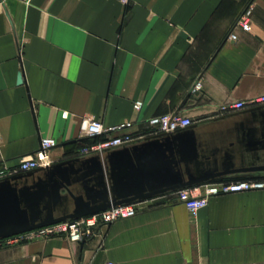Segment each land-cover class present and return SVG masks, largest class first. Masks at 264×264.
Wrapping results in <instances>:
<instances>
[{"label":"crops","instance_id":"0c3cea01","mask_svg":"<svg viewBox=\"0 0 264 264\" xmlns=\"http://www.w3.org/2000/svg\"><path fill=\"white\" fill-rule=\"evenodd\" d=\"M263 93L264 0H0V168L18 166L44 138L58 142L55 162L74 158L92 141L87 117L136 120L139 133L167 113L191 117L223 162L259 124L220 105ZM138 207L83 242L0 247V264H264V189L212 197L197 212L167 196Z\"/></svg>","mask_w":264,"mask_h":264},{"label":"water","instance_id":"95a60500","mask_svg":"<svg viewBox=\"0 0 264 264\" xmlns=\"http://www.w3.org/2000/svg\"><path fill=\"white\" fill-rule=\"evenodd\" d=\"M249 112L259 126L250 129L239 155L228 153L223 162L216 150H208L194 124L104 155L74 157L0 179V241L113 207L264 172V107Z\"/></svg>","mask_w":264,"mask_h":264},{"label":"built area","instance_id":"2783aa9c","mask_svg":"<svg viewBox=\"0 0 264 264\" xmlns=\"http://www.w3.org/2000/svg\"><path fill=\"white\" fill-rule=\"evenodd\" d=\"M129 5L131 0H121ZM239 26L246 31L252 30L250 11L239 21ZM236 34H231L230 40H237ZM203 89L201 81H197L193 88L194 93ZM143 103H135V111L142 109ZM264 107V93L245 100H235L222 104L219 112L222 115L238 113L246 110ZM195 121L186 115L167 113L150 118L145 129L139 133L131 132L138 126L139 122L130 120L119 126H107L102 121L87 117L83 120L82 130L84 137L93 139L89 144H84L74 152L75 157H88L95 154L104 155L106 152L129 146L145 138L163 133H173L194 125ZM58 145L54 138H44L41 141L40 149L33 155L20 160L18 166L10 167L3 164L0 168V179L47 168L55 163L52 157V149ZM264 189V180L245 179L238 181H219L202 186L185 189L180 192L166 195L170 200H176L184 204L189 210L197 212L209 205L210 199L225 194H235L253 190ZM139 203L127 204L113 207L107 211L85 217L81 220H73L58 223L21 235H17L0 241V247L16 246L36 240H49L53 238H68L73 242H83L96 235L97 231L104 226L114 222L135 217L139 213ZM106 264H118L109 261Z\"/></svg>","mask_w":264,"mask_h":264},{"label":"trees","instance_id":"16d2710c","mask_svg":"<svg viewBox=\"0 0 264 264\" xmlns=\"http://www.w3.org/2000/svg\"><path fill=\"white\" fill-rule=\"evenodd\" d=\"M92 141H93V139H92ZM92 141H91V142H92Z\"/></svg>","mask_w":264,"mask_h":264}]
</instances>
